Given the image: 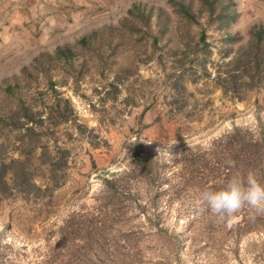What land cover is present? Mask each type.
Wrapping results in <instances>:
<instances>
[{"label":"rangeland","instance_id":"rangeland-1","mask_svg":"<svg viewBox=\"0 0 264 264\" xmlns=\"http://www.w3.org/2000/svg\"><path fill=\"white\" fill-rule=\"evenodd\" d=\"M176 1L188 5L199 24H204L207 13L199 6V0ZM232 1L236 19L229 32L238 38L231 46L234 50L247 39L250 27L264 25V14L262 17L252 16L258 11L247 10L252 9L249 0ZM254 1L264 3V0ZM55 5L71 7L72 14L63 16L59 24L45 21L40 29H28L32 23L23 27L15 24L16 29L9 32V27L3 25L7 18H0V84L16 79L22 93L36 95L40 91L46 100L49 92L40 76L36 81L32 78L26 83L22 73L38 54H51L57 47L75 45L82 37L105 26L120 27L119 20L128 18L132 5L151 9L152 23L148 30L135 23L139 31L132 37L123 29L127 35L124 48L115 50L114 55L111 50L101 51L104 64L91 54L76 58L72 72L81 75L77 86L72 84L63 67L50 73L53 81L58 82V92L70 99L77 122L94 130L91 137L99 147L93 149L68 125L60 127L61 132L55 135L58 144L64 145L63 131L69 130L76 138L64 145L71 150L67 183L54 193L49 214H37L38 209L33 204L14 199L0 206V247L8 246L0 251V264H33L42 251L44 239L52 245L58 241L57 228L69 214L77 211L92 213L101 190L99 175L130 168L135 138L150 146L151 159L157 161L158 169L163 172L160 181L152 177L148 182L144 174H136L132 180L138 198L143 202L145 191L154 196L158 190L155 198L161 232L153 234L152 227L141 225L144 231L137 249L128 252L122 248L116 251L118 258L132 260V255L139 254L133 259L139 264H264V211L245 205L231 216L222 217L201 202L202 190L198 186L188 184L187 189L180 185L168 188L175 182L171 181L176 180L174 160L189 147H207L233 126L253 128L257 119L264 121V91L251 94L244 102H237L224 99L209 82L188 85L187 89L194 94L196 101L189 108L190 116L183 118L175 113V109L164 105L169 91L162 68L168 70L171 65L168 58L170 48L186 42L192 45L197 41V25L188 24L184 19L181 21L166 0H81L77 6L64 2H55ZM158 10L169 16L168 28L156 22ZM216 26V22H211L207 29L212 56L206 69L211 75L223 56V33ZM155 31L160 38V49L156 53L150 47ZM160 31L164 34L160 35ZM159 58H162L161 64ZM190 59L191 55L184 58L188 64H191ZM189 67L188 73L198 78L200 72L191 65ZM28 71L36 76L33 69ZM116 74L126 77L119 86L117 100L111 102L105 94L110 92L108 83ZM242 216L246 227L251 230L249 233L234 227L241 222ZM126 221H121L125 229L144 223L141 217L128 224ZM131 243L136 242L124 239L121 246ZM117 257L111 259L110 264H116Z\"/></svg>","mask_w":264,"mask_h":264},{"label":"trees","instance_id":"trees-1","mask_svg":"<svg viewBox=\"0 0 264 264\" xmlns=\"http://www.w3.org/2000/svg\"><path fill=\"white\" fill-rule=\"evenodd\" d=\"M166 2L181 17V21L184 19L188 24L194 23L199 31L194 44L186 42L168 50L171 65L168 70L164 66L162 68L169 91V96L164 100L165 107L175 109L176 114L188 118L189 108L196 99L187 86L200 82H209L221 92L224 99L237 102H244L251 94L264 91V25L250 27L247 39L232 50L231 46L238 40L229 32L236 19L232 0H199V6L207 13L203 25L199 24L188 5L176 0ZM155 18L162 27H169V16L162 10H158ZM211 22H216V29L223 33L222 60L212 75L206 69L212 56L207 36ZM135 23L150 29L151 9L132 5L128 18L119 20L121 28L118 25L105 26L82 37L75 45L57 47L51 54H38L29 66L36 72V76L27 67L22 73L26 83V80L32 78L36 81L40 76L49 92L46 100L40 91L36 95L22 93L16 79L0 84V206L14 199L24 204H33L38 209L37 214H49L54 193L64 187L68 180L71 150L64 145L76 139L66 130L62 132L64 145L58 144L55 135L61 132L60 127L68 125L75 135L85 139L93 149L99 147L91 137L94 130L77 122L70 99L58 92V82L53 81L50 73L57 67H63L72 84L79 85L81 75L72 72L76 58L91 54L104 64L100 52L111 50L114 55L115 50L124 48L125 32L128 31V36L132 37L139 31ZM158 34L157 31L152 36L150 34V47L154 53L160 49ZM163 34L164 31H160V35ZM188 55H191V64L184 60ZM158 62L161 64L162 58ZM190 65L200 72L198 78L188 73ZM80 68H83V63ZM125 74L128 75V72ZM124 78L116 74L112 82L108 83L110 92L106 91L105 95L109 96V101L117 100L119 86ZM135 140L130 168L99 175L101 190L96 196L97 206L93 212L77 211L69 214L57 228L58 241L52 245L44 239L42 251L33 264H110V260L117 257L116 251L125 248L128 252H134L137 249L145 225L154 229L153 234L161 232L155 198L158 190L154 196L145 191L143 202L138 198L132 180L136 174H144L148 182L152 177L160 181L163 172L158 169L157 161L151 159L150 146L138 138ZM174 163L176 180L171 181H175V184H171L169 189H174L175 185L187 189L188 184H191L202 191L216 190L223 187L231 177L245 176L249 171H253L260 182L264 183V121L257 119L253 128L233 126L212 140L207 147H189ZM92 166L95 169L94 163ZM139 217L144 223L136 228L125 229V224L122 225L123 219L128 224ZM244 218L242 216L241 222L234 227L249 233L251 230L246 227ZM124 239H133L136 243L123 247L121 242ZM6 249L8 246L0 247V251ZM138 256L132 255V260L117 257L116 264H139L133 260Z\"/></svg>","mask_w":264,"mask_h":264},{"label":"clouds","instance_id":"clouds-1","mask_svg":"<svg viewBox=\"0 0 264 264\" xmlns=\"http://www.w3.org/2000/svg\"><path fill=\"white\" fill-rule=\"evenodd\" d=\"M201 202L218 216H231L247 205L264 210V183L253 171L245 176L235 175L216 190L206 189L200 193Z\"/></svg>","mask_w":264,"mask_h":264},{"label":"crops","instance_id":"crops-1","mask_svg":"<svg viewBox=\"0 0 264 264\" xmlns=\"http://www.w3.org/2000/svg\"><path fill=\"white\" fill-rule=\"evenodd\" d=\"M81 0H0V18H7V23L3 24L9 27V32L15 28V24L23 27L27 23H32L28 29H40L45 21L61 23L63 16H69L72 11L71 7L62 8L63 6L55 5V2L66 3L69 6L79 5ZM251 8H247L249 12L253 10L252 16L262 17L264 14V3L249 0ZM260 14V15H259ZM37 19V20H36ZM16 29V28H15Z\"/></svg>","mask_w":264,"mask_h":264}]
</instances>
